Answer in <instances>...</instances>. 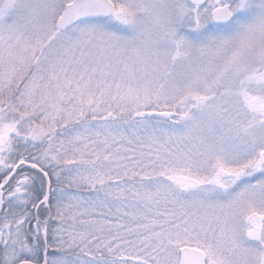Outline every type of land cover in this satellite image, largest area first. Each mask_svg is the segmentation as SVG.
<instances>
[{"label": "snow or ice", "instance_id": "1", "mask_svg": "<svg viewBox=\"0 0 264 264\" xmlns=\"http://www.w3.org/2000/svg\"><path fill=\"white\" fill-rule=\"evenodd\" d=\"M0 264H264V0H0Z\"/></svg>", "mask_w": 264, "mask_h": 264}]
</instances>
